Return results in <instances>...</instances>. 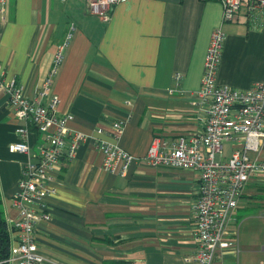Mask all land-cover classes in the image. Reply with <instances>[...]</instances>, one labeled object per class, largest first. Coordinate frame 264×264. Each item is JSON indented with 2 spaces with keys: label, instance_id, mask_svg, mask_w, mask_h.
<instances>
[{
  "label": "crops",
  "instance_id": "1",
  "mask_svg": "<svg viewBox=\"0 0 264 264\" xmlns=\"http://www.w3.org/2000/svg\"><path fill=\"white\" fill-rule=\"evenodd\" d=\"M1 7L5 77L16 78L29 98L44 104L57 94V115L72 114L69 127L85 135L50 181L51 218L38 223L36 238L43 264H186L197 245L192 206L199 173L149 166L143 157L154 136L170 143L200 126L204 108L192 93L202 86L216 28L225 33L217 82L237 89L264 82V19L255 27L240 10L234 21L223 22L220 0H125L106 17L88 12L87 0H6ZM52 70L51 92L42 97ZM117 121H124L118 137ZM20 125L0 86V201L11 245L22 167L38 160L45 143L31 128L29 154L11 152ZM105 141L138 158L127 176L103 168L99 145ZM261 180L264 175L252 180L242 202L251 204L250 186ZM238 249L239 242L220 251L214 264H241Z\"/></svg>",
  "mask_w": 264,
  "mask_h": 264
},
{
  "label": "built area",
  "instance_id": "2",
  "mask_svg": "<svg viewBox=\"0 0 264 264\" xmlns=\"http://www.w3.org/2000/svg\"><path fill=\"white\" fill-rule=\"evenodd\" d=\"M125 0H87V10L106 17L114 4ZM223 6L222 21H234L244 6L253 26L264 19V0H220ZM1 11L6 0H0ZM225 33L216 28L211 35L204 62L202 86L192 93L203 106L199 118L200 126L167 143L154 136L143 162L153 167H171L193 170L199 173V189L192 209L195 214L196 250L186 264H214L218 253L236 248L238 238H229L228 228L233 222L239 204L248 185L254 178L264 175V82L247 89H237L217 82V71L221 61ZM58 53L56 63L61 60ZM55 70L45 78L41 96L51 92ZM179 83L180 73L175 76ZM0 86L8 95L9 106L22 120L18 128L20 139L10 144L11 152L29 154L26 140L31 128L45 136V143L37 161L23 164L19 191L14 205L19 210L14 223V240L6 263L43 264L44 256L37 244L38 223L50 220L51 214L46 197L54 191L50 186L54 170L63 159H72L85 139L82 132L72 130L69 121L72 114L58 116L60 98L51 96L49 103L29 98L23 85L16 78L5 77L0 66ZM124 121L113 124L114 135L119 136ZM231 144L230 155L224 145ZM99 148L105 158L103 168L111 173L127 176L131 164L138 158L112 142H102ZM256 153L257 155H254Z\"/></svg>",
  "mask_w": 264,
  "mask_h": 264
},
{
  "label": "rangeland",
  "instance_id": "3",
  "mask_svg": "<svg viewBox=\"0 0 264 264\" xmlns=\"http://www.w3.org/2000/svg\"><path fill=\"white\" fill-rule=\"evenodd\" d=\"M241 10H246L243 6ZM229 24V22H226ZM232 23V22H231ZM237 24V23H236ZM226 155H230V147L224 145ZM264 181V180H261ZM252 184L250 189L253 192L254 200L251 204L240 203L237 212L233 216L236 226L234 230L238 242L241 264H264V200L260 197L263 193L258 188L264 186ZM242 204V205H241Z\"/></svg>",
  "mask_w": 264,
  "mask_h": 264
},
{
  "label": "trees",
  "instance_id": "4",
  "mask_svg": "<svg viewBox=\"0 0 264 264\" xmlns=\"http://www.w3.org/2000/svg\"><path fill=\"white\" fill-rule=\"evenodd\" d=\"M259 191H262V199L264 200V186L258 188ZM237 212V211H236ZM10 248H11V232L5 218L3 217V211L1 208V201H0V264H8L5 260L10 255Z\"/></svg>",
  "mask_w": 264,
  "mask_h": 264
}]
</instances>
